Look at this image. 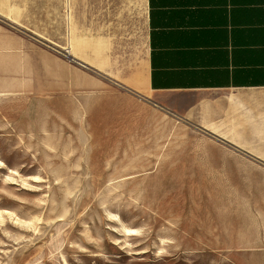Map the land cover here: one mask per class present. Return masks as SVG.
<instances>
[{"label": "rangeland", "instance_id": "374dc122", "mask_svg": "<svg viewBox=\"0 0 264 264\" xmlns=\"http://www.w3.org/2000/svg\"><path fill=\"white\" fill-rule=\"evenodd\" d=\"M67 2L60 45L73 19L141 42L143 0ZM49 21L0 18V264H264V174L143 108L55 105Z\"/></svg>", "mask_w": 264, "mask_h": 264}, {"label": "crops", "instance_id": "0c3cea01", "mask_svg": "<svg viewBox=\"0 0 264 264\" xmlns=\"http://www.w3.org/2000/svg\"><path fill=\"white\" fill-rule=\"evenodd\" d=\"M67 4L74 12V0ZM143 4L139 43L83 19L79 29L73 19L72 25L67 22L66 44L60 45L52 18L69 14L65 0L30 2L27 12L0 0V18L17 24L23 15L49 16L55 105L63 96L71 111L78 91L92 95V102L143 108L214 143L224 155L216 164L264 174V0Z\"/></svg>", "mask_w": 264, "mask_h": 264}, {"label": "water", "instance_id": "95a60500", "mask_svg": "<svg viewBox=\"0 0 264 264\" xmlns=\"http://www.w3.org/2000/svg\"><path fill=\"white\" fill-rule=\"evenodd\" d=\"M66 58H67V60H69L70 62H75V63L81 65V64H80L78 61H76L74 58H71V57H66Z\"/></svg>", "mask_w": 264, "mask_h": 264}]
</instances>
